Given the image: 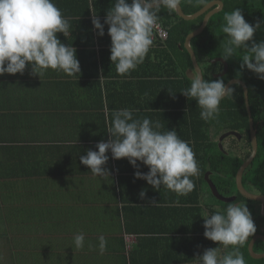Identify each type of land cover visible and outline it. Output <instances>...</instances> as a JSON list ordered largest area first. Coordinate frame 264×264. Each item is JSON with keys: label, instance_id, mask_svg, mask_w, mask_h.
Here are the masks:
<instances>
[{"label": "crops", "instance_id": "0c3cea01", "mask_svg": "<svg viewBox=\"0 0 264 264\" xmlns=\"http://www.w3.org/2000/svg\"><path fill=\"white\" fill-rule=\"evenodd\" d=\"M53 3L69 20L67 37L59 33L58 38L77 49L81 73L70 77L48 69L40 78L29 64L23 75L0 76V160L5 161L4 170L0 167V227L8 228L1 232L20 234L16 247L21 264H198L196 257L206 249L219 247L220 256L228 253L230 246L204 236L203 217L220 206L206 183H200L199 164V174L191 177L194 190L178 195L137 179L127 158L111 164L110 150L105 177L93 175L80 162L88 150L98 151V143L111 139L107 131L114 110L163 105L165 100L152 93L155 79L136 76L155 61L118 75L108 48L89 47V18L71 17L81 9L78 0ZM107 26L103 45L109 44ZM92 29L98 42V30ZM148 55L155 57L154 49ZM102 61L113 76L93 80ZM163 71L180 73L179 67L163 66ZM98 81L102 95L94 84ZM144 110H133L134 118L159 121L160 131L175 129L185 141L190 137L186 128L174 124V114ZM138 164L140 171H149ZM142 190L147 193L143 199ZM81 232L85 243L77 249L73 237ZM100 236L107 241L103 254Z\"/></svg>", "mask_w": 264, "mask_h": 264}, {"label": "clouds", "instance_id": "9594fccd", "mask_svg": "<svg viewBox=\"0 0 264 264\" xmlns=\"http://www.w3.org/2000/svg\"><path fill=\"white\" fill-rule=\"evenodd\" d=\"M196 2L204 4L206 0ZM181 3L182 0H131V3L114 0L103 23L94 16L92 24L99 36L105 35V25H108L110 60L115 64L118 75H129L144 63L154 43V32L160 27L158 13L161 8L176 12ZM224 22L222 31L228 40L223 59L239 56L241 69L247 68L264 80V40L259 43L254 40L262 22L250 24L240 8L225 13ZM69 27L68 18L63 16L53 0H0V76L5 73L23 75L29 64L32 74L40 78L48 69L70 77L80 74L77 49L58 38L59 33L67 37ZM240 51L244 53L242 57ZM230 84H226L223 78L205 80L192 73L190 87L180 93L197 101L201 109L200 118L208 122L219 116L221 101L233 94L234 88ZM161 128L159 121L135 119L131 109L114 110L107 131L111 139L98 143V151L88 150L85 156L80 157V162L88 166L93 175L105 177L109 175L104 165L110 150L114 159L127 158L137 169L135 177L147 181L156 191L163 186L178 195H187L195 188L191 177L199 174L195 153L175 129L162 132ZM138 161L148 167L147 173L139 170ZM139 195L143 199L147 193L142 190ZM203 218L205 238L225 248L232 246V250L220 256L219 247L206 249L203 255L196 257L198 264H246L240 248L257 231L247 204L230 203L225 211L217 210ZM84 243L82 232L74 235L75 248L82 249ZM106 245L107 241L100 236L101 254Z\"/></svg>", "mask_w": 264, "mask_h": 264}, {"label": "trees", "instance_id": "16d2710c", "mask_svg": "<svg viewBox=\"0 0 264 264\" xmlns=\"http://www.w3.org/2000/svg\"><path fill=\"white\" fill-rule=\"evenodd\" d=\"M213 1L216 0H206V3L199 4L196 0H182L181 6L186 15H193ZM219 1L224 3L223 11L210 19L203 33L192 40L191 46L202 67L205 80L223 78L227 84L231 80L239 79L248 87L252 117L257 130L259 151L253 164L246 170L244 182L248 181L249 185H247L246 188L250 192L264 195V164L261 163L264 155V80L258 78L255 73L247 68L241 69L240 65L242 61L239 56H233L226 60L229 65V70L223 77H215L223 72V64L212 63L215 59H223L222 54L228 40L227 35L222 31V25L225 23L224 14L230 13L236 8L241 9L245 20L250 24L255 25L257 21L262 22V27L260 30L256 31L254 40L257 43L264 40V0ZM78 2L81 5V9L76 15L73 14L71 17L89 18V34L91 35L89 47L99 45L101 49L108 48L110 51V36H106L107 39H109V44L107 45L102 44V42L107 41L102 39L99 35L98 42L95 41L92 29L94 26L91 19H93L94 16H98L100 20L105 19L107 10L113 5L114 0H78ZM128 2L131 3V0H128ZM158 15V21L169 29V38L166 42L154 40L151 49H154L156 56L147 55L144 63L149 62V60L155 61V63L142 67V73L138 72L136 76L141 79V81L150 78L155 79V88L152 89V93L154 94L155 92L157 98L161 100L164 99L165 102L163 105H147L146 108H152V111L174 114L176 118H178L174 124L179 127H184L190 132V137L187 138V141L193 143L192 149L201 170L200 183H206L208 190L211 192L205 181L206 173L211 172L210 178L215 183L221 195L225 197L236 195L237 200L235 203L247 204L257 227L256 233L248 238L251 240L257 234H264V232L261 231L264 226V217L260 214V210L256 208L257 202L247 200L241 196L236 185L237 173L244 162L249 158L252 151L249 116L246 109L243 88L240 85H233V94L221 101L219 116L208 122L202 120L200 118L201 109L198 107L197 101L193 98L184 96L180 92L190 87L191 80L188 79L186 73L189 69L193 68L190 54L184 49L185 40L190 33L197 30L202 25L205 16L193 21H185L180 18L176 12H169L165 8H161ZM249 46H251V41L249 42ZM243 54V51H240L241 57ZM107 63L108 62L102 61L97 64L95 75L91 77L93 80H99L101 77H105L107 81L110 80L113 75L110 73ZM163 66L170 70L178 69L179 67L180 73L164 72ZM151 68L153 72L148 73ZM94 84L99 86L98 88L101 92V83L98 81L94 82ZM105 86H107V84H105ZM169 90L173 94L170 93ZM100 95H102V92ZM106 100H109L108 96H106ZM124 108L135 110L139 113L146 111L143 105H130ZM232 131L239 133L242 139L238 140L236 137H228L224 142V147L229 154L225 155L219 148V140L223 134ZM228 143L229 145H227ZM107 155L109 157L108 153ZM113 159L114 158L111 156V164ZM4 162L5 161L0 160L1 170L5 168ZM115 163L118 164V159ZM209 194L213 197L212 193ZM216 201L219 203L221 212L225 211L229 205L218 200ZM1 230L8 231V228L5 229L0 227V249L4 250L8 245H12V250L17 248V243L21 241L20 235L12 232H1ZM248 246L249 242L246 241L245 245L240 248V251L244 254L246 264H264V259L255 260L252 258ZM231 250L232 246H230V251ZM254 251L258 254L264 253V242L261 240L257 241ZM10 256V262L7 264H21L20 251L13 252Z\"/></svg>", "mask_w": 264, "mask_h": 264}, {"label": "water", "instance_id": "95a60500", "mask_svg": "<svg viewBox=\"0 0 264 264\" xmlns=\"http://www.w3.org/2000/svg\"><path fill=\"white\" fill-rule=\"evenodd\" d=\"M223 9H224V3L222 1L216 0V1L209 3L203 9H201L199 12L193 15H186L181 5L179 7V10L176 11L177 15L185 21H193L202 16H205L202 25L197 30L190 33L185 40L184 49L188 51V53L190 54L192 64H193V68L187 71V77L189 80H191L192 73L199 74L204 79L202 67L200 66L198 62L195 51L193 50L191 46V42L193 39H195L196 37H198L199 35L203 33V31L208 26L210 19L214 15L223 11ZM212 63L213 64L222 63L224 67L223 72L221 74L216 75L215 77H223L228 73L229 65L225 59L218 58V59L213 60ZM230 82L231 84L229 86L240 85L243 88L246 109H247L248 116H249V126H250L251 144H252L251 154L249 158L241 166L236 176L237 190L239 194L243 196L244 198H246L247 200L259 202L261 205V215L264 217V195H260L258 193H252L244 187V176H245L246 170L253 164L254 160L256 159L258 155V151H259L257 130L255 128V122L252 117V111L250 107L249 90H248L247 85L242 80L234 79V80H231ZM228 137H236L238 138V140L242 139V136L239 133L234 132V131L223 134L219 140V148L221 152L224 153L225 155L229 154L224 148V142ZM210 177H211V172H207L205 176V181L207 182L214 198L225 204L235 203L237 200V196L235 195L231 197H225L221 195L215 183L212 181ZM259 240L264 242L263 234H257L251 240L249 239L247 240V242H249V246H248L249 253L252 256V258H254L255 260L264 259V253L258 254L254 251L255 244Z\"/></svg>", "mask_w": 264, "mask_h": 264}, {"label": "rangeland", "instance_id": "374dc122", "mask_svg": "<svg viewBox=\"0 0 264 264\" xmlns=\"http://www.w3.org/2000/svg\"><path fill=\"white\" fill-rule=\"evenodd\" d=\"M261 163L264 164V155H263V159ZM212 200L215 204H219L214 198H212ZM17 251H19L18 248H14V250H12V245L10 247H5L4 250L0 249V261L7 264L8 262H10V254H12L13 252H17Z\"/></svg>", "mask_w": 264, "mask_h": 264}, {"label": "built area", "instance_id": "2783aa9c", "mask_svg": "<svg viewBox=\"0 0 264 264\" xmlns=\"http://www.w3.org/2000/svg\"><path fill=\"white\" fill-rule=\"evenodd\" d=\"M160 27L159 30L154 32V40H160L161 42H166L169 38V29L164 27L162 23L158 21Z\"/></svg>", "mask_w": 264, "mask_h": 264}, {"label": "flooded vegetation", "instance_id": "af4514ba", "mask_svg": "<svg viewBox=\"0 0 264 264\" xmlns=\"http://www.w3.org/2000/svg\"><path fill=\"white\" fill-rule=\"evenodd\" d=\"M224 148H225V147H224ZM247 185H249L248 181H247V182H244V187H245V188H246ZM246 189H247V188H246ZM247 190H248V189H247ZM248 191H249V190H248ZM252 193H254V192H252ZM256 208H257V210H260V214H261V205H260L259 202H257V204H256ZM261 231L264 232V226L262 227ZM263 235H264V234H263Z\"/></svg>", "mask_w": 264, "mask_h": 264}]
</instances>
